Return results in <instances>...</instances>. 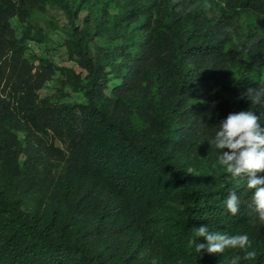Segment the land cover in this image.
Segmentation results:
<instances>
[{"label": "trees", "instance_id": "1", "mask_svg": "<svg viewBox=\"0 0 264 264\" xmlns=\"http://www.w3.org/2000/svg\"><path fill=\"white\" fill-rule=\"evenodd\" d=\"M218 1L0 0V264H264L246 177L208 142L229 113L264 112L246 96L264 86V0ZM47 5L68 19L78 71L14 34ZM56 72L82 100L39 96ZM200 226L247 234L256 259L198 256Z\"/></svg>", "mask_w": 264, "mask_h": 264}, {"label": "clouds", "instance_id": "2", "mask_svg": "<svg viewBox=\"0 0 264 264\" xmlns=\"http://www.w3.org/2000/svg\"><path fill=\"white\" fill-rule=\"evenodd\" d=\"M178 11L180 9H177ZM246 96L252 104L264 106V86L248 88ZM261 116L251 110L229 113L219 122L214 137L208 141L218 151V164L233 178L246 177V187L251 190L250 208L257 220L264 225V127L261 126ZM241 201L236 192H230L225 201V207L231 215L240 211ZM203 238L205 242H200ZM189 245H194L195 252L222 254L226 249L244 250V260H255V250L247 234L227 235L209 231L207 226L196 228L189 239ZM241 257H232L228 264H239Z\"/></svg>", "mask_w": 264, "mask_h": 264}, {"label": "rangeland", "instance_id": "3", "mask_svg": "<svg viewBox=\"0 0 264 264\" xmlns=\"http://www.w3.org/2000/svg\"><path fill=\"white\" fill-rule=\"evenodd\" d=\"M219 2L218 0H215ZM236 20L241 27H244L247 22L258 24L261 21L259 18H255L249 14H240L236 17ZM69 23L68 19L61 8L55 5H47L43 12L32 15L27 23H18L13 21L14 34L17 37L22 36L23 32L29 30V37L26 41L27 49L26 53L30 56H45L53 60L55 64L70 65L79 70L75 63V59H70L67 54L64 39L66 38V32ZM99 45H104L103 39H97ZM236 70L231 69L230 78L236 75ZM61 74L56 72L50 80H48L44 86L38 91L40 97L49 96L52 100H58L61 102H72L82 100L81 94L71 91L68 86L62 87L60 83ZM120 79L117 78L114 73L110 75L109 88L106 93L109 92L110 88L118 84ZM192 170L188 168V172ZM195 174L198 172L195 171ZM164 226H161L163 231ZM144 255V252L140 253V256ZM151 262H155L152 259Z\"/></svg>", "mask_w": 264, "mask_h": 264}]
</instances>
